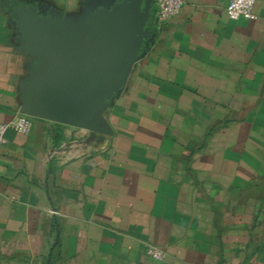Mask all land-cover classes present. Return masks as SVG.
<instances>
[{
	"label": "crops",
	"instance_id": "1",
	"mask_svg": "<svg viewBox=\"0 0 264 264\" xmlns=\"http://www.w3.org/2000/svg\"><path fill=\"white\" fill-rule=\"evenodd\" d=\"M122 1L0 0V124L22 114L37 62L17 10L80 30ZM229 1L150 18L97 132L6 131L0 264H264V0L253 21L230 20Z\"/></svg>",
	"mask_w": 264,
	"mask_h": 264
},
{
	"label": "water",
	"instance_id": "2",
	"mask_svg": "<svg viewBox=\"0 0 264 264\" xmlns=\"http://www.w3.org/2000/svg\"><path fill=\"white\" fill-rule=\"evenodd\" d=\"M155 0H123L90 16L80 30L68 21L19 8L24 50L37 62L22 114L97 132L98 114L125 85L147 40Z\"/></svg>",
	"mask_w": 264,
	"mask_h": 264
},
{
	"label": "built area",
	"instance_id": "3",
	"mask_svg": "<svg viewBox=\"0 0 264 264\" xmlns=\"http://www.w3.org/2000/svg\"><path fill=\"white\" fill-rule=\"evenodd\" d=\"M258 0H230L226 8V14L230 20L237 21L240 19L255 20V7ZM186 0H155V19L159 24H166L170 20L177 17L183 9ZM34 127L33 118L20 114L16 116L8 124H0V142H3L4 135L7 130L11 129L15 132L29 136ZM150 258L162 261L165 258L164 252L154 246H150L147 250Z\"/></svg>",
	"mask_w": 264,
	"mask_h": 264
},
{
	"label": "trees",
	"instance_id": "4",
	"mask_svg": "<svg viewBox=\"0 0 264 264\" xmlns=\"http://www.w3.org/2000/svg\"><path fill=\"white\" fill-rule=\"evenodd\" d=\"M152 14H153V15H152ZM152 17L155 18V8H154V10L151 12V18H152ZM35 120H37V119H34V118H33V121H35Z\"/></svg>",
	"mask_w": 264,
	"mask_h": 264
}]
</instances>
